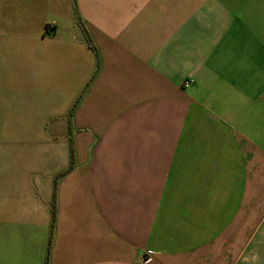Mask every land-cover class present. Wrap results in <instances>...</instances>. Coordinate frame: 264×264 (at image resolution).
Listing matches in <instances>:
<instances>
[{
	"label": "crops",
	"instance_id": "obj_1",
	"mask_svg": "<svg viewBox=\"0 0 264 264\" xmlns=\"http://www.w3.org/2000/svg\"><path fill=\"white\" fill-rule=\"evenodd\" d=\"M0 264H264V0H0Z\"/></svg>",
	"mask_w": 264,
	"mask_h": 264
},
{
	"label": "built area",
	"instance_id": "obj_2",
	"mask_svg": "<svg viewBox=\"0 0 264 264\" xmlns=\"http://www.w3.org/2000/svg\"><path fill=\"white\" fill-rule=\"evenodd\" d=\"M184 86H187V83H184ZM147 257H142L141 262L145 261Z\"/></svg>",
	"mask_w": 264,
	"mask_h": 264
}]
</instances>
